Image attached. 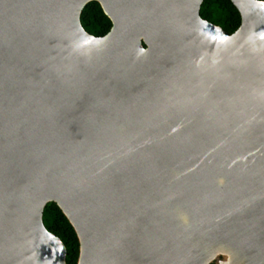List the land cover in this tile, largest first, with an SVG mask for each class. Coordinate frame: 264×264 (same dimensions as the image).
<instances>
[{
	"label": "water",
	"instance_id": "1",
	"mask_svg": "<svg viewBox=\"0 0 264 264\" xmlns=\"http://www.w3.org/2000/svg\"><path fill=\"white\" fill-rule=\"evenodd\" d=\"M202 1L0 0V264H67L48 202L76 264H264V0Z\"/></svg>",
	"mask_w": 264,
	"mask_h": 264
},
{
	"label": "trees",
	"instance_id": "2",
	"mask_svg": "<svg viewBox=\"0 0 264 264\" xmlns=\"http://www.w3.org/2000/svg\"><path fill=\"white\" fill-rule=\"evenodd\" d=\"M200 16L232 33L240 25V14L231 0H203ZM81 24L94 35H104L111 27L110 19L104 14L97 1L88 2L80 14ZM46 228L59 236L66 247V263L76 264L79 242L76 233L55 202H48L43 210ZM213 264V263H211Z\"/></svg>",
	"mask_w": 264,
	"mask_h": 264
},
{
	"label": "flooded vegetation",
	"instance_id": "3",
	"mask_svg": "<svg viewBox=\"0 0 264 264\" xmlns=\"http://www.w3.org/2000/svg\"><path fill=\"white\" fill-rule=\"evenodd\" d=\"M220 258L223 259L224 257L221 255ZM211 263H213V264H217L215 261H213V262H211ZM211 263H209V264H211Z\"/></svg>",
	"mask_w": 264,
	"mask_h": 264
}]
</instances>
